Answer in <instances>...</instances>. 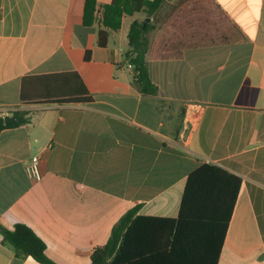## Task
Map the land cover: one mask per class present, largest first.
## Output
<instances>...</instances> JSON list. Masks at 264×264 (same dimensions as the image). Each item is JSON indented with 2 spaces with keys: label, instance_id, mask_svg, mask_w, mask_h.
<instances>
[{
  "label": "crops",
  "instance_id": "obj_1",
  "mask_svg": "<svg viewBox=\"0 0 264 264\" xmlns=\"http://www.w3.org/2000/svg\"><path fill=\"white\" fill-rule=\"evenodd\" d=\"M166 1L151 17L160 26L149 33L160 34L148 36L146 65L160 95L150 98L126 59L143 13L124 16L99 48L112 0H98L91 27L83 0H0V116L31 120L0 134V226H29L57 264H92L131 210L176 218L187 177L203 164L242 181L218 264H264V0H212V11ZM72 73L92 102L21 100L25 78ZM34 157L40 180L27 173ZM0 264L40 263L0 234Z\"/></svg>",
  "mask_w": 264,
  "mask_h": 264
},
{
  "label": "trees",
  "instance_id": "obj_2",
  "mask_svg": "<svg viewBox=\"0 0 264 264\" xmlns=\"http://www.w3.org/2000/svg\"><path fill=\"white\" fill-rule=\"evenodd\" d=\"M83 25L97 21L98 0H83ZM212 11V0H200ZM166 0H112L102 13V28L97 35L99 48H106L112 32L120 31L124 16L143 13L153 17ZM195 5V4H194ZM192 6L190 12L196 9ZM152 25L134 21L128 33L130 50L126 59L133 68L134 82L146 97L155 98L160 89L153 83L146 65L150 49L148 33ZM91 59L87 51L85 60ZM83 93H77L76 80ZM60 88L57 94L50 89ZM63 91V92H62ZM21 100L26 104H65L92 102L88 90L76 73L25 78ZM18 122L5 124L0 116V134L31 123L29 112L14 111ZM241 179L211 164H203L186 180L176 218L136 217L138 209L129 211L114 226L106 242L95 249L92 264H218L241 187ZM0 234L17 256L32 257L40 264H57L46 255V243L29 226L17 224L13 230L0 226Z\"/></svg>",
  "mask_w": 264,
  "mask_h": 264
},
{
  "label": "built area",
  "instance_id": "obj_3",
  "mask_svg": "<svg viewBox=\"0 0 264 264\" xmlns=\"http://www.w3.org/2000/svg\"><path fill=\"white\" fill-rule=\"evenodd\" d=\"M40 159L38 157H34L31 161V163L27 167V173L30 178L34 180H40L41 179V173H40Z\"/></svg>",
  "mask_w": 264,
  "mask_h": 264
},
{
  "label": "rangeland",
  "instance_id": "obj_4",
  "mask_svg": "<svg viewBox=\"0 0 264 264\" xmlns=\"http://www.w3.org/2000/svg\"><path fill=\"white\" fill-rule=\"evenodd\" d=\"M164 10H168V8H165ZM163 11V10H162ZM159 17V16H158ZM139 21H141V22H143V21H145V19H147V17H146V15H144V14H142L140 17H139ZM158 19V22L157 23H155V22H153L152 20H151V18H150V21L147 23V24H156L155 25V27L157 28V27H159L160 26V18H157ZM128 24V20L126 21V25ZM168 30H170V28H168ZM160 34V32H158V30L157 31H155L153 34L151 33H149V35L148 36H150V37H152V38H154L157 34ZM149 37V38H150ZM153 43H154V41H153Z\"/></svg>",
  "mask_w": 264,
  "mask_h": 264
},
{
  "label": "water",
  "instance_id": "obj_5",
  "mask_svg": "<svg viewBox=\"0 0 264 264\" xmlns=\"http://www.w3.org/2000/svg\"><path fill=\"white\" fill-rule=\"evenodd\" d=\"M150 21V19H146L144 21V27L146 26V24ZM5 124L8 125V124H11V123H15V122H18V119L14 116H6L5 118Z\"/></svg>",
  "mask_w": 264,
  "mask_h": 264
}]
</instances>
